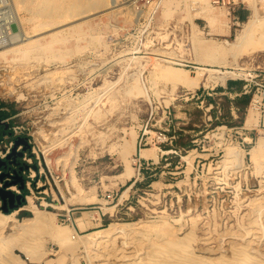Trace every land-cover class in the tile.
I'll use <instances>...</instances> for the list:
<instances>
[{
  "label": "rangeland",
  "instance_id": "obj_1",
  "mask_svg": "<svg viewBox=\"0 0 264 264\" xmlns=\"http://www.w3.org/2000/svg\"><path fill=\"white\" fill-rule=\"evenodd\" d=\"M70 1L0 0V117L27 124L32 161L41 164L31 195L39 209L53 213L16 232L17 260L264 264V257L243 259L233 251L264 250V118L251 102L264 85V50L242 51L238 59L223 53L246 20L264 19V0H233L230 7L210 0H116L113 9L109 0H88L96 8L88 17L67 6L63 17V7L47 13ZM242 7L247 17L237 22L232 8ZM200 8L216 15L217 25ZM24 37L39 49L20 42ZM235 62L244 74L222 84L237 82L239 89L246 82L241 95L217 90L222 84L200 71L230 70ZM249 108L255 119L247 127ZM158 131L168 141L147 144L139 155L138 139L149 141ZM138 157L152 158L151 165L138 168ZM25 205L26 198L15 208L16 222L31 215ZM110 223L128 230L109 234ZM8 232L0 228V238ZM61 232L72 234L70 245ZM87 234L84 246L79 240Z\"/></svg>",
  "mask_w": 264,
  "mask_h": 264
},
{
  "label": "bare ground",
  "instance_id": "obj_2",
  "mask_svg": "<svg viewBox=\"0 0 264 264\" xmlns=\"http://www.w3.org/2000/svg\"><path fill=\"white\" fill-rule=\"evenodd\" d=\"M100 3H102V0H98ZM131 1V2H130ZM128 4L130 5H133L134 1L135 0H130ZM5 2V1H4ZM17 2V0H16ZM70 6L68 4H62L60 6H54L55 8H50V9H47V13L50 15L51 13L53 14H56L57 11H59V7L62 8L63 7V10L64 7L66 8V6L68 7V9L70 7H74V8H77L79 10H81V15L82 14H86L87 15H90L91 14V11H93L94 9L96 8H90L88 7V0H71L70 1ZM109 5H110V8L113 9L114 7H116L118 4H117V1L116 0H109ZM102 6V5H101ZM120 6V5H119ZM117 6V7H119ZM126 6H129V5H126ZM109 7V6H108ZM116 7V8H117ZM108 8V9H110ZM115 8V9H116ZM128 8V7H127ZM211 8V7H210ZM67 9V10H68ZM110 9V10H111ZM62 10V9H61ZM67 10H65V12L62 14V17L67 15ZM95 11V10H94ZM215 11V10H214ZM60 12V11H59ZM62 12V11H61ZM213 12V11H212ZM211 12V13H212ZM28 13V12H27ZM39 13V12H38ZM66 13V14H65ZM200 16H202L204 18V20H206L210 25L213 24L215 22V16H213L214 14H210V13H207L205 10H203L202 8L199 9V12H197ZM29 14V13H28ZM52 14V16H53ZM216 14V13H215ZM48 15V16H49ZM61 15V14H60ZM58 15V16H60ZM84 16V15H83ZM253 16V15H252ZM51 17V15H50ZM88 17V16H87ZM215 17V18H214ZM57 18V16L53 17L52 19H55ZM136 18V17H135ZM218 18V16H217ZM61 19V18H60ZM76 19V18H75ZM220 18H218L217 20V23H219ZM57 20V19H56ZM17 22L18 24L20 23L19 20L17 19ZM216 23V22H215ZM214 23V24H215ZM220 24V23H219ZM217 25V24H215ZM220 26V25H218ZM213 27V26H212ZM214 28V27H213ZM220 29V28H219ZM53 33V32H52ZM57 33V31H55L53 34H52V38L55 37V34ZM20 35V34H19ZM15 36V35H14ZM51 38V39H52ZM27 39H29L27 37ZM19 40V39H18ZM17 40V41H18ZM20 42H24L26 45H30L31 47H35V48H38L39 49V45H32L31 43V40L30 42H25V37L24 38H21L19 40ZM55 41V40H54ZM33 42V41H32ZM50 43L52 41H49ZM11 43V42H10ZM14 43V42H13ZM49 43V44H50ZM227 44V48L224 49V52L223 53H226V51H231L229 53H231V57L232 59H235L237 58L238 56H240V52L244 51L248 54H252L256 51H259V50H264V19H258L256 16L252 19H249V20H246L242 26V29L240 30L239 33H237L235 36H234V39L230 42V41H226L225 42ZM24 44V45H25ZM4 45V44H3ZM23 45V44H22ZM23 45V46H24ZM1 46V45H0ZM22 46V47H23ZM49 45H43L41 46V49L44 50V48H47ZM10 46H8L9 48ZM21 47V46H20ZM5 48V47H4ZM19 48V47H18ZM29 49V48H28ZM32 49V48H31ZM48 49V48H47ZM23 49H20V51H23ZM36 50V49H35ZM50 50V49H49ZM5 51V50H4ZM3 51V52H4ZM19 51V50H18ZM26 52V51H25ZM260 52V51H259ZM240 53V54H239ZM4 55V53H2ZM56 54V53H55ZM239 54V55H237ZM242 55V54H241ZM244 55V54H243ZM57 56V55H56ZM237 56V57H236ZM135 57V56H134ZM138 58V57H137ZM211 58V57H210ZM239 58V57H238ZM237 58V59H238ZM148 59V58H147ZM157 59V58H156ZM155 61V60H154ZM236 61V60H234ZM232 62V61H231ZM218 64H221L219 62H216ZM233 66H231L230 70H227V69H220V68H213V69H210V68H206V67H202L200 68V71L203 72V73H207L208 74V79H214V83L217 81L219 82L220 84H222L224 82V79L227 78V77H232V76H235L237 77V75H241V74H244V67L239 64L238 62H235L233 64H231ZM221 67H224V66H221ZM140 74V73H139ZM170 76V79L173 80L172 82L174 83L173 85H175L177 83V76L175 73H171L169 74ZM112 84V83H111ZM250 107V106H249ZM253 108V107H252ZM255 109V108H254ZM246 116H245V119H244V125L245 126H250L252 125L253 123V120L255 119V113L253 112V110L251 108H249V110H247L246 112ZM223 127V126H222ZM221 128V127H220ZM222 131V130H221ZM40 150V149H39ZM42 152L44 154V161L45 159H50L49 158V152H48V147H43L42 149ZM42 154V155H43ZM189 154V153H188ZM55 177V176H54ZM66 188V187H65ZM62 192V191H61ZM68 193V192H67ZM78 195V194H77ZM75 196V195H73ZM78 197V196H77ZM80 202H81V199H79ZM71 201V200H70ZM83 201V200H82ZM58 207V206H57ZM56 207V208H57ZM25 208L27 210L30 211L31 215L29 217H26V218H23L22 220H20V223L19 222H16L15 221V214L17 213L18 210H12L8 213H1L0 212V228L2 230H9L10 233L7 234V235H4L3 237L0 238V264H21L20 261L17 260V257L16 255L14 254V251H18L21 253V250H22V246H20V244L18 246L16 245H12L11 244V241L12 239H14V237H16V232L18 230L21 231L25 229V227L29 224V223H32L33 221H43L46 216L48 214H52L53 213H46L44 212L42 209H39L35 203V200H34V197L32 195H27L26 196V205H25ZM60 210L62 211H65L66 210V205L65 204H61L60 207H59ZM58 210V209H57ZM56 210V211H57ZM55 212V211H54ZM47 221V220H46ZM137 222V221H136ZM108 227V228H107ZM107 230L109 232V234H123L126 232V230H128V225L127 224H117V223H110L108 226H107ZM23 232V231H22ZM59 235L61 236V241L62 243L64 244H71V239H72V234L67 232L63 235V233H59ZM100 235V234H99ZM23 236V235H22ZM102 236V235H101ZM80 237V236H79ZM92 237V236H91ZM89 234L87 235H84V237H80L81 240H78L80 241V243L84 246H87V243L89 242ZM16 239V238H15ZM92 241V240H91ZM78 243V242H77ZM79 243V244H80ZM12 245V246H9V245ZM90 244V243H89ZM239 246V245H238ZM241 246V245H240ZM244 246V245H243ZM241 246V247H243ZM182 247H185V246H182ZM21 249V250H20ZM235 249V248H234ZM262 249V248H261ZM181 251L184 249L181 248L180 249ZM187 250V248H186ZM234 251V255L236 254H240L241 257H243V259H245L246 257H249L250 255H253V254H256L257 256L259 257H264V250H261L260 252H256L253 250V249H246V247H244V249H241L240 247L236 250H233ZM229 252V251H228ZM230 253V252H229ZM233 254V252H232ZM231 254V255H232ZM230 254H228V257H229ZM233 255V256H234ZM237 256V255H236ZM235 256V257H236ZM164 257V256H163ZM169 257V256H167ZM231 257V256H230ZM242 259V258H240ZM48 264V263H47Z\"/></svg>",
  "mask_w": 264,
  "mask_h": 264
},
{
  "label": "built area",
  "instance_id": "obj_3",
  "mask_svg": "<svg viewBox=\"0 0 264 264\" xmlns=\"http://www.w3.org/2000/svg\"><path fill=\"white\" fill-rule=\"evenodd\" d=\"M147 2V0H145ZM212 4L226 7L232 6L234 4L233 0H210ZM248 86L246 82L242 85V92H248ZM255 97V98H254ZM253 107L258 110L261 116L264 118V85H260L254 91L253 98L251 100ZM0 110H2L0 108ZM6 111V110H5ZM15 116H5L0 118V125L4 127L2 134L0 135V160H5V158L10 154L11 149L14 144V140L17 138H25L29 148L27 150H22L23 146L18 145L15 149L16 152L21 151L22 155L20 157H16V159L20 162L22 169L20 171V175L23 177V182L25 184V189L29 191L30 195L33 193L31 187L37 188L36 181L38 180L39 174L41 172V164L40 162H33V155L35 151L33 150L29 128L26 123L23 122H14L13 118ZM168 141L165 133L162 131H158L154 133V136L147 141V137L144 139L140 137L137 141L138 154L140 155L141 147L149 144L154 146H159L162 143ZM37 159V156H35ZM139 158V157H138ZM137 158L138 168H148L151 163H149L147 159ZM9 180V179H6ZM3 181H0V187L2 186ZM9 190L13 193H18L16 186L9 187ZM26 198V196H25Z\"/></svg>",
  "mask_w": 264,
  "mask_h": 264
},
{
  "label": "water",
  "instance_id": "obj_4",
  "mask_svg": "<svg viewBox=\"0 0 264 264\" xmlns=\"http://www.w3.org/2000/svg\"><path fill=\"white\" fill-rule=\"evenodd\" d=\"M18 145H22V150L29 148L25 138H17L14 140L10 154L5 160H0V181H3L0 187V209L3 213H8L11 209L19 208L25 201V195L22 194L25 190L23 177L20 175L22 166L16 157H20L22 152H16ZM9 179V180H6ZM16 186L18 193H13L9 187Z\"/></svg>",
  "mask_w": 264,
  "mask_h": 264
},
{
  "label": "crops",
  "instance_id": "obj_5",
  "mask_svg": "<svg viewBox=\"0 0 264 264\" xmlns=\"http://www.w3.org/2000/svg\"><path fill=\"white\" fill-rule=\"evenodd\" d=\"M232 11H233L232 19L236 20L237 22L242 21L247 17V9L245 7H242L239 9H233L232 8ZM220 88H221V91H223L224 93H228V94L233 93L234 95L243 94L242 87L240 86L239 89H236V83L233 81H226L224 84L220 85ZM234 110L237 111L238 109L236 107H233L232 112H234ZM6 116H11V115L7 114ZM0 118H2V117H0ZM3 129H4V127H3ZM143 150H148V148H144ZM172 151H174L172 148H166L164 150V152H172ZM145 159H152V158H145Z\"/></svg>",
  "mask_w": 264,
  "mask_h": 264
},
{
  "label": "trees",
  "instance_id": "obj_6",
  "mask_svg": "<svg viewBox=\"0 0 264 264\" xmlns=\"http://www.w3.org/2000/svg\"><path fill=\"white\" fill-rule=\"evenodd\" d=\"M236 84H237V82H235ZM217 90H219V91H221V88L219 87V88H217ZM244 94V93H243Z\"/></svg>",
  "mask_w": 264,
  "mask_h": 264
}]
</instances>
